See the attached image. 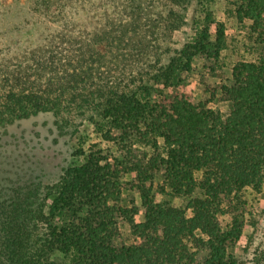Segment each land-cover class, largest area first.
Wrapping results in <instances>:
<instances>
[{"label": "trees", "instance_id": "16d2710c", "mask_svg": "<svg viewBox=\"0 0 264 264\" xmlns=\"http://www.w3.org/2000/svg\"><path fill=\"white\" fill-rule=\"evenodd\" d=\"M120 1L129 16L122 5L84 39L50 20L63 15V0H34L33 13L60 25L57 41L0 66V140L11 125L49 116L75 140L76 157L51 183L0 181V264H241L235 251L249 195L264 192V0L235 7L261 55L236 62L231 79L199 100L180 90L183 75L195 59L219 61L225 25L207 20L171 48L194 0H167L146 23L142 0ZM22 25L0 18V55ZM142 27L159 37L140 35ZM87 130L99 140L85 144ZM190 240L204 247L202 257Z\"/></svg>", "mask_w": 264, "mask_h": 264}, {"label": "rangeland", "instance_id": "374dc122", "mask_svg": "<svg viewBox=\"0 0 264 264\" xmlns=\"http://www.w3.org/2000/svg\"><path fill=\"white\" fill-rule=\"evenodd\" d=\"M33 1L0 0V18H7V21L12 24H23L20 30L11 31L10 38H7V42L11 45H6L9 46L8 50L0 55L1 67L3 63L15 64L19 61L31 60L33 53H42V50H45L52 41H57V32L60 30L57 26L60 25L53 26L54 22L51 24L47 22V24L44 15L33 13ZM62 3L66 6L64 17L54 15L50 20L69 23L68 30L76 35H82L84 39L91 38L92 35L86 36V34L95 32V28L102 26V23L108 19L119 17V9L122 5L126 9L127 16L131 8L122 4L120 0H63ZM142 4L144 9L141 16L145 23L155 18L158 12L163 15L166 11L165 7L169 6L167 0H142ZM236 4L237 0H194L192 6L183 12L184 22L174 32L169 42L171 48L182 46L207 20L225 25L226 47L222 50L219 61L195 59L194 70L183 75L185 87H181L180 90L185 88L190 95L196 96L197 100L211 96L213 88L228 82L231 79V68L236 62L254 61L263 51L257 35L249 28L250 21H240L237 17ZM115 19L118 20V18ZM65 29L66 26L61 31ZM139 29L140 35L148 34L147 37L150 36L153 40L159 37L156 27L153 28L154 35L150 34L151 30H144L143 27ZM208 88L210 89L206 91ZM211 106L222 110L227 109L224 103L218 101H213ZM6 130L7 134L0 140V166L6 171L9 169V174L0 172V181H6L7 187H10L11 183L5 178H9L14 184H22L33 178L42 179L48 183L54 182L59 179L64 167L76 160L73 156L75 140L70 143L67 136L60 134L49 116L26 120L21 124L11 125ZM83 137L85 144L90 143L92 139L95 142L99 140L90 130H87ZM133 196L130 195V197ZM134 197L136 205L140 207L141 203L137 195ZM249 198L251 200L247 215L249 222L244 228V235L238 242L235 255L241 264H262L264 260V192L259 195L251 194ZM162 200L170 201V198L164 196ZM172 203L184 207L187 202L181 198H174ZM120 230L128 243L133 242L128 226L121 224ZM188 244L190 249L197 251L200 257L204 255V247L198 245L196 241L190 240Z\"/></svg>", "mask_w": 264, "mask_h": 264}]
</instances>
